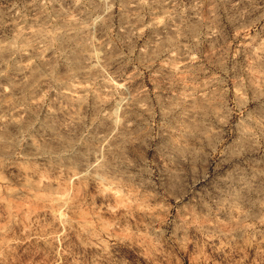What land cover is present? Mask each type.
Masks as SVG:
<instances>
[{"label":"rangeland","instance_id":"374dc122","mask_svg":"<svg viewBox=\"0 0 264 264\" xmlns=\"http://www.w3.org/2000/svg\"><path fill=\"white\" fill-rule=\"evenodd\" d=\"M0 264H264V0H0Z\"/></svg>","mask_w":264,"mask_h":264}]
</instances>
